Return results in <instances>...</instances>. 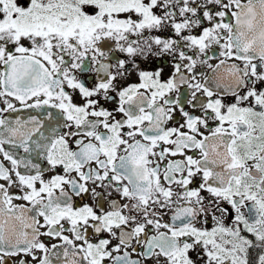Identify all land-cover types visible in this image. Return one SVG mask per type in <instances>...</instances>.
I'll return each instance as SVG.
<instances>
[{
    "label": "snow or ice",
    "instance_id": "snow-or-ice-1",
    "mask_svg": "<svg viewBox=\"0 0 264 264\" xmlns=\"http://www.w3.org/2000/svg\"><path fill=\"white\" fill-rule=\"evenodd\" d=\"M0 264H264V0H0Z\"/></svg>",
    "mask_w": 264,
    "mask_h": 264
}]
</instances>
